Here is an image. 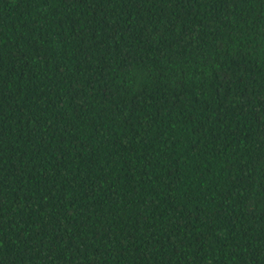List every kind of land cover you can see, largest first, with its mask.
I'll use <instances>...</instances> for the list:
<instances>
[{"label":"trees","instance_id":"trees-1","mask_svg":"<svg viewBox=\"0 0 264 264\" xmlns=\"http://www.w3.org/2000/svg\"><path fill=\"white\" fill-rule=\"evenodd\" d=\"M0 264H264V0H0Z\"/></svg>","mask_w":264,"mask_h":264}]
</instances>
